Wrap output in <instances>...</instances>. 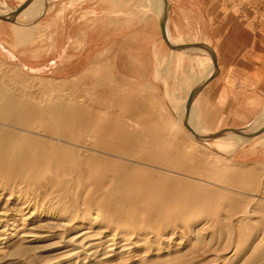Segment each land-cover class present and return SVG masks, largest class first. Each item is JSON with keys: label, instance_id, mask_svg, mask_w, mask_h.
I'll use <instances>...</instances> for the list:
<instances>
[{"label": "rangeland", "instance_id": "374dc122", "mask_svg": "<svg viewBox=\"0 0 264 264\" xmlns=\"http://www.w3.org/2000/svg\"><path fill=\"white\" fill-rule=\"evenodd\" d=\"M25 1L0 0V264H264V132L220 134L264 128V0Z\"/></svg>", "mask_w": 264, "mask_h": 264}, {"label": "bare ground", "instance_id": "6f19581e", "mask_svg": "<svg viewBox=\"0 0 264 264\" xmlns=\"http://www.w3.org/2000/svg\"><path fill=\"white\" fill-rule=\"evenodd\" d=\"M32 0H26L22 5H21V8L23 9V8H26L29 4H30V2H31ZM156 1V0H155ZM154 0H153V2H155ZM159 1V0H158ZM163 1V0H162ZM161 0L159 1V3L161 2V3H163ZM157 1H156V6H157ZM158 3V4H159ZM160 3V4H161ZM42 4V3H41ZM40 4V5H41ZM44 4V3H43ZM45 5V4H44ZM164 5H165V3H164ZM36 7V6H35ZM42 6H40V8H41ZM161 7H162V4H161ZM160 7V8H161ZM164 8V7H163ZM40 10V9H39ZM42 10V9H41ZM46 10V9H45ZM163 9H161V11H162ZM2 11L3 12H5L4 11V9H2ZM35 11H36V8H35ZM38 11V10H37ZM43 11V10H42ZM158 11H160V9H158ZM164 12V15H163V17L162 16H160V13H162V12H160L159 13V16L158 17H162V20L160 21V23H161V34H162V36L166 39V32H165V23H164V18H165V12H166V5H165V11H163ZM6 13V12H5ZM37 12H35V14H36ZM38 13H39V11H38ZM37 13V14H38ZM158 13V12H157ZM163 14V13H162ZM161 14V15H162ZM39 15H40V13H39ZM15 15L13 14V15H1L0 14V19H8L9 21H13L12 19H13V17H14ZM30 19V18H29ZM168 38V37H167ZM202 48H205V49H207L206 47H202ZM208 50V49H207ZM209 51V50H208ZM210 52V51H209ZM212 67H213V69H214V66H213V64H212ZM215 70V69H214ZM195 82V81H194ZM197 83V82H196ZM199 83V82H198ZM196 94V90H195V88L194 89H192V90H190L189 91V93H188V95H189V99L191 98V97H193L194 95ZM190 109H191V106H188L187 107V109H186V117H184V119H183V121H185L184 123H185V126H186V130L193 136V138L196 140V139H198V138H200V137H211V136H213V134L214 133H211V134H207V132H205V131H203V129H202V127H200L199 126V124H197V123H194L192 120H191V122L189 121V118H188V116H189V112H190ZM184 112H185V107H184ZM263 118H264V116H262ZM262 118V119H263ZM261 119V120H262ZM0 125H5V126H8V127H11L10 125H8V124H4V123H2L1 121H0ZM263 126V125H262ZM14 128V127H13ZM254 130L255 129H257V128H253ZM243 130H238V129H224V130H222L221 132H223V133H220V134H224V138L225 139H232L233 140V138H238L239 136H240V138L241 137H243V138H245V139H247L248 137H251V136H256V135H258L260 132H264V128H261L260 127V129H258V130H256V131H254V132H252V133H243L242 132ZM249 131V130H248ZM34 133V132H33ZM228 133V134H227ZM231 133H233V134H236V135H238V137L237 136H233L232 137V135H231ZM220 139H221V137H220ZM224 139V140H225ZM239 139V138H238ZM237 139V140H238ZM58 139H56V141H57ZM219 144V143H218ZM222 147V146H221ZM84 148V147H83ZM10 159V158H9ZM249 218V217H248ZM243 221V220H242ZM64 222V221H63ZM244 222V221H243ZM252 228V227H251ZM80 234V233H79ZM76 237V236H75ZM83 240V239H82ZM91 242V241H90ZM249 253V252H248ZM264 255V254H263ZM262 261V260H261Z\"/></svg>", "mask_w": 264, "mask_h": 264}, {"label": "crops", "instance_id": "0c3cea01", "mask_svg": "<svg viewBox=\"0 0 264 264\" xmlns=\"http://www.w3.org/2000/svg\"><path fill=\"white\" fill-rule=\"evenodd\" d=\"M214 72V71H213ZM212 72V73H213ZM211 73V74H212ZM211 74L207 77V78H205L203 81H202V79H203V77L201 78V79H199V80H197V82H201L200 84H195V85H193L191 88H189L188 89V92L190 91V90H192V89H194L195 88V90H196V93L203 87V85H204V83H205V81H207V79H209V77L211 76ZM229 129H231V128H229ZM232 129H234V128H232Z\"/></svg>", "mask_w": 264, "mask_h": 264}]
</instances>
